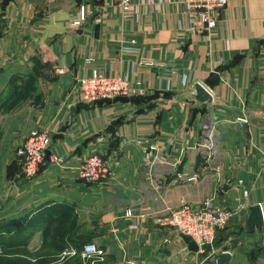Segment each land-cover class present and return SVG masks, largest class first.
Returning <instances> with one entry per match:
<instances>
[{"label":"crops","instance_id":"1","mask_svg":"<svg viewBox=\"0 0 264 264\" xmlns=\"http://www.w3.org/2000/svg\"><path fill=\"white\" fill-rule=\"evenodd\" d=\"M114 3L0 0V201H25L26 264L53 255L46 264H62L88 241L106 264H216L223 249L231 253L224 264H264V224L238 231L249 206L264 202V0H230L210 34L191 28L179 0H146L137 17ZM81 5L86 18L75 28ZM93 69L139 83L142 94L84 104L77 82ZM211 71L220 75L207 88L213 105L197 104L188 93ZM35 128L63 137L50 147L59 161L47 158L27 176L13 151ZM92 154L106 160L109 176L78 175ZM191 173L196 180L180 179ZM207 198L236 213L212 249L192 251L162 217L180 199Z\"/></svg>","mask_w":264,"mask_h":264},{"label":"built area","instance_id":"2","mask_svg":"<svg viewBox=\"0 0 264 264\" xmlns=\"http://www.w3.org/2000/svg\"><path fill=\"white\" fill-rule=\"evenodd\" d=\"M146 0H115V6L124 17H137L141 6ZM183 7L193 16L191 28L210 34L216 26L220 12L228 5L230 0H179ZM86 18L84 6L79 8V15L72 23V27H80ZM128 43L135 45L136 40L132 39ZM151 64V62H146ZM57 74L65 73V69H56ZM77 88L84 104L92 105L100 99H112L116 96H132L142 94L139 83H132L120 75H105L98 69L91 70L86 77H80ZM245 121L244 118H239ZM52 144V132L48 128H35L29 130L22 143L14 148L13 154L21 164L24 175H35L40 166L48 158L50 161H59L58 154L50 152ZM49 151V154H46ZM78 175L86 181L99 180L107 177L111 173L109 164L100 155L92 154L85 157L77 166ZM183 181L197 179L196 173L180 176ZM242 178L238 183H242ZM262 190L264 193V163L262 164ZM243 194H248L249 189L244 188ZM264 217V202H259ZM236 213V209L223 204L214 203L211 198H207L200 203H192L186 199H180L179 204L168 210L163 215L162 221L173 226L177 231L190 234L199 245L198 251L206 250L202 245L205 242L212 244L220 229L224 228ZM125 216H132L131 208L124 210ZM228 250V249H223ZM221 250V251H223ZM1 251V249H0ZM229 251V250H228ZM77 253L84 262L90 264H106L103 258V249L95 242L88 241L81 245L79 249L69 250ZM230 252V251H229ZM213 261L217 264V255L213 256Z\"/></svg>","mask_w":264,"mask_h":264},{"label":"water","instance_id":"3","mask_svg":"<svg viewBox=\"0 0 264 264\" xmlns=\"http://www.w3.org/2000/svg\"><path fill=\"white\" fill-rule=\"evenodd\" d=\"M2 16H4V12H0V18ZM219 81H220V75L217 71L209 72L208 76L203 81V83L196 82L192 85L190 89V93H188V97L191 100L195 101L197 104H206L207 106L213 105L212 95L208 89L212 90L216 85L219 84ZM129 100L130 98L128 96H116L112 99L106 98V99L97 100L93 103V105L102 106L103 104L110 105L117 102L127 103L129 102ZM68 109H69V122L71 123L75 119L77 110L75 105L73 104H69ZM104 132L109 133L111 138L113 139L116 136V127L113 124H108ZM62 137L63 134L54 133L52 135V142H55L57 138H62ZM46 154H49V151H46ZM263 224H264V217L260 203L256 202L254 204H251L249 206V212L245 220V230L252 231L255 225H263ZM179 234L182 237V239L186 242L189 250L192 251L199 250L198 243L190 234L182 231H179ZM202 246L206 250L212 249V244L210 242H205ZM217 257H218L217 264H224L230 259L231 253L228 250H223L217 254Z\"/></svg>","mask_w":264,"mask_h":264},{"label":"rangeland","instance_id":"4","mask_svg":"<svg viewBox=\"0 0 264 264\" xmlns=\"http://www.w3.org/2000/svg\"><path fill=\"white\" fill-rule=\"evenodd\" d=\"M14 163L16 167L20 170V173L22 174L23 172L21 169V164L15 156H14ZM13 197H12L13 198L12 204L14 205L18 204V207L14 206V208L13 207L10 208L12 206L11 202L9 206H6V203L4 201L3 202L0 201V232L1 233L5 232V234L13 233L16 234L19 238V240L16 243L6 245L8 264H26L25 262V201L23 202L19 196L18 197L13 196ZM243 229H245V225L240 226L238 231H243ZM222 231L229 232L230 230L229 227L226 226L224 227V229H222ZM68 255H69L68 253L63 254L62 260H64V262L62 264H76V262L77 264H80V262L84 263V261L80 256L79 258L77 255H71V256ZM59 257L60 255L58 256L53 255V257L50 256L47 258L46 257L40 258L38 261L40 263L44 262L45 260L46 262L47 261L52 262L55 261L54 259H58ZM46 262L44 264H46Z\"/></svg>","mask_w":264,"mask_h":264},{"label":"trees","instance_id":"5","mask_svg":"<svg viewBox=\"0 0 264 264\" xmlns=\"http://www.w3.org/2000/svg\"><path fill=\"white\" fill-rule=\"evenodd\" d=\"M134 96L131 97V99ZM19 240L18 236L13 233H1L0 232V264H8V256L6 245L16 243ZM5 247V248H4ZM27 260V259H26ZM79 261V260H78Z\"/></svg>","mask_w":264,"mask_h":264}]
</instances>
